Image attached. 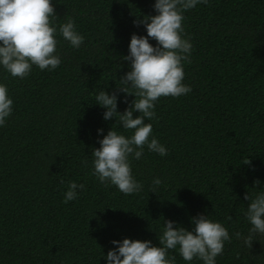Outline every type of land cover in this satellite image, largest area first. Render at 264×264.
I'll return each instance as SVG.
<instances>
[{"label": "trees", "instance_id": "16d2710c", "mask_svg": "<svg viewBox=\"0 0 264 264\" xmlns=\"http://www.w3.org/2000/svg\"><path fill=\"white\" fill-rule=\"evenodd\" d=\"M153 3L53 0L57 27L73 19L82 45L73 48L57 32L62 62L56 69L33 65L20 78L0 67V82L13 99L0 126V264H107L102 256L113 239L159 245L164 219L191 229L190 218L201 213L232 237L216 264H264V235L249 245L233 235L250 227L245 193L264 190V0H206L183 13V35L193 47L182 62V82L191 91L159 97L146 120L150 138L167 154L145 145L140 159L129 157L142 185L132 194L93 175L97 129L106 134L113 127L125 136L133 131L115 118L104 121L95 95L123 86L131 34L146 35L133 21L154 15ZM118 96L120 112L129 107L125 96L135 99ZM155 177L163 183L153 186ZM70 181L84 188L65 202ZM168 252L176 264H203L183 260L177 249Z\"/></svg>", "mask_w": 264, "mask_h": 264}, {"label": "clouds", "instance_id": "9594fccd", "mask_svg": "<svg viewBox=\"0 0 264 264\" xmlns=\"http://www.w3.org/2000/svg\"><path fill=\"white\" fill-rule=\"evenodd\" d=\"M205 2L154 0L155 14L133 21L137 26L143 25L146 35L131 34L128 53L122 57L129 65V70L119 78L123 86L111 92L102 89L95 95V104L104 109V121L115 118L121 128L133 131L125 136L113 127L106 134L103 128L97 129L99 147L91 149V163L93 175L99 182L115 185L124 194L139 192L142 185L132 174L129 157L140 159L145 145L161 156L167 154L166 147L155 136L150 138L152 124L146 120L155 115L154 102L159 97H178L191 91V86L182 82L185 76L182 62L189 59L193 47L183 35V13ZM56 18L53 0H0V67L20 78L26 77L33 65L40 70L56 69L62 62L56 51L57 32L73 48H79L85 39L73 19L57 27ZM150 38L156 41L155 45L150 43ZM129 88L134 91L130 92ZM119 92L135 96L130 102L124 97L129 107L123 112L117 110ZM12 105L7 85L0 82V126L11 115ZM135 112L139 115L134 116ZM162 183L160 177L152 181L153 186ZM83 188V184L70 181L64 201L76 199L77 189ZM244 199L248 201L244 216L250 227L247 234L237 231L233 235L249 245L253 236L264 235V190L253 197L246 192ZM190 221L193 226L188 229L175 220L164 219L159 245L148 239H113V247L102 257L107 264H176L168 250L177 249L185 261L195 258L203 264H216L215 258L222 253L225 242L232 239L229 230L203 213L191 217Z\"/></svg>", "mask_w": 264, "mask_h": 264}]
</instances>
